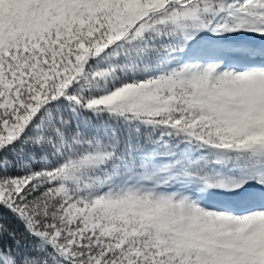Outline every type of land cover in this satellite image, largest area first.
Segmentation results:
<instances>
[{"label": "snow or ice", "instance_id": "1", "mask_svg": "<svg viewBox=\"0 0 264 264\" xmlns=\"http://www.w3.org/2000/svg\"><path fill=\"white\" fill-rule=\"evenodd\" d=\"M0 264H264V0H0Z\"/></svg>", "mask_w": 264, "mask_h": 264}]
</instances>
